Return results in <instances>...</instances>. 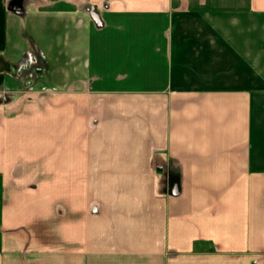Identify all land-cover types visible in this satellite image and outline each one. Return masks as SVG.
<instances>
[{
  "label": "crops",
  "instance_id": "0c3cea01",
  "mask_svg": "<svg viewBox=\"0 0 264 264\" xmlns=\"http://www.w3.org/2000/svg\"><path fill=\"white\" fill-rule=\"evenodd\" d=\"M0 264H264V0H0Z\"/></svg>",
  "mask_w": 264,
  "mask_h": 264
}]
</instances>
